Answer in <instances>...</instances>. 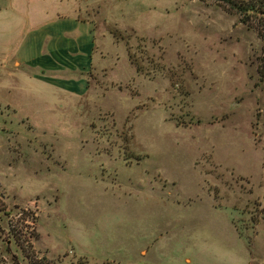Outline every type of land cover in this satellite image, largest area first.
I'll return each instance as SVG.
<instances>
[{"label": "rangeland", "instance_id": "obj_1", "mask_svg": "<svg viewBox=\"0 0 264 264\" xmlns=\"http://www.w3.org/2000/svg\"><path fill=\"white\" fill-rule=\"evenodd\" d=\"M243 19L0 0V264H264V20Z\"/></svg>", "mask_w": 264, "mask_h": 264}, {"label": "trees", "instance_id": "obj_2", "mask_svg": "<svg viewBox=\"0 0 264 264\" xmlns=\"http://www.w3.org/2000/svg\"><path fill=\"white\" fill-rule=\"evenodd\" d=\"M230 9H235L239 13H241L244 17L243 21H247L249 18L257 17L264 20V0H256V1H249L248 3H238L236 0H226ZM131 62L135 64L137 67V71L139 73L143 72V68L141 64L138 63L136 57L132 53H130ZM19 241L20 239L17 238ZM36 258L30 259V264H36L34 261ZM41 264H49L47 259H41Z\"/></svg>", "mask_w": 264, "mask_h": 264}, {"label": "crops", "instance_id": "obj_3", "mask_svg": "<svg viewBox=\"0 0 264 264\" xmlns=\"http://www.w3.org/2000/svg\"><path fill=\"white\" fill-rule=\"evenodd\" d=\"M74 21H76V23H74ZM74 21H71V24H70V26L71 27H78V26H84V27H86L87 26V23L91 26V28L93 27V23L92 22H90L89 20H82V19H78V20H74ZM90 28V29H91ZM86 31H88V27H86ZM86 45H89V46H85V48H91V42H86ZM66 49H67V46H65L64 44H63V41L61 42V46H60V48H59V50L56 52V54L58 55V56H61V54H65L66 53ZM57 62L58 63H60V65L61 66H65L66 65V62H65V60H63V59H60V58H58L57 57ZM20 65L22 64L21 62H18ZM62 71H65V68L62 70ZM79 86L80 87H74L73 85H72V87L75 89V90H77V91H79V92H81V93H83V92H86L87 90H88V88H89V80H88V82L87 81H85V80H82L80 83H79Z\"/></svg>", "mask_w": 264, "mask_h": 264}]
</instances>
